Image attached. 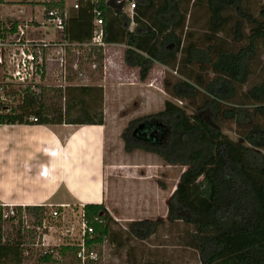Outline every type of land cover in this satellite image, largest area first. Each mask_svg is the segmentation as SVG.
I'll return each mask as SVG.
<instances>
[{
	"label": "trees",
	"instance_id": "obj_1",
	"mask_svg": "<svg viewBox=\"0 0 264 264\" xmlns=\"http://www.w3.org/2000/svg\"><path fill=\"white\" fill-rule=\"evenodd\" d=\"M126 1L135 2L132 13L109 6L107 0H79V8L65 18L66 52L85 51L103 71L104 46L90 43L98 8L104 42L126 45L124 61L139 68L142 81L155 62L169 68L165 92L194 110L189 113L167 99L163 109L130 121L123 130L127 152L141 149L168 165L185 167L167 200L166 219L131 221L128 233L145 238L165 221H183L193 227L184 240L198 251L201 264H264V1ZM44 5L46 13L58 10L64 17L66 0ZM198 7L207 19L197 36L192 10ZM9 25L7 29L0 19V30L18 28L16 22ZM39 87L26 88L22 103L0 114V124H104L103 87ZM51 90L66 100L64 107L47 103ZM75 109L83 118L70 117ZM231 125L238 139L224 132ZM15 209V215L4 219L0 205V264H24L27 259L24 239L5 237L4 221L21 222L24 209L51 211L44 206ZM84 214L93 228L84 236L86 248L115 237L112 223L117 221L104 203L84 205ZM80 249L81 243L62 245L61 261L55 249H48L35 262L81 264Z\"/></svg>",
	"mask_w": 264,
	"mask_h": 264
},
{
	"label": "crops",
	"instance_id": "obj_2",
	"mask_svg": "<svg viewBox=\"0 0 264 264\" xmlns=\"http://www.w3.org/2000/svg\"><path fill=\"white\" fill-rule=\"evenodd\" d=\"M4 1L0 4V19L4 23L16 22L18 26L30 23L37 28L27 31L29 38L59 40L62 43L57 49L64 50L67 42L63 33L38 28L45 17L47 0ZM73 4L72 0L71 3L66 0L68 14L75 12ZM125 49V44H107L101 81L84 84L103 87L104 124H0V205L64 210L72 205L104 203L122 224L155 220L160 214L167 217V200L176 187L169 191L160 186L158 174L154 176L158 164L151 163L146 170L137 168V164H126V158L138 150L131 153L125 150L121 129L117 145H113V136L108 132L107 106L113 100L108 84L113 82L109 80L113 55L118 54L123 70L133 72L136 81L143 83L149 79L140 80L139 68L125 63ZM158 65L165 67L155 62L152 70ZM146 153L151 159L156 155Z\"/></svg>",
	"mask_w": 264,
	"mask_h": 264
},
{
	"label": "rangeland",
	"instance_id": "obj_3",
	"mask_svg": "<svg viewBox=\"0 0 264 264\" xmlns=\"http://www.w3.org/2000/svg\"><path fill=\"white\" fill-rule=\"evenodd\" d=\"M131 3L129 1L125 5L129 13H131L129 10ZM192 17V20H198L193 27L198 36L204 32L207 15L203 8L198 7L192 10ZM52 31L55 33V29H52ZM57 41L60 46L62 42ZM53 49L52 59L47 64V73L36 87V91L41 90L39 86L65 88L68 85H84L101 81L103 71L99 63H93L92 59L86 56L85 51L74 49L69 54L65 48L61 53L58 49ZM123 69L120 57L118 54H114L109 70V80L113 82L108 84V93L109 96L113 97V100L107 106L108 132L113 136V145L118 142L116 138L120 129L123 132L130 121L160 111L164 108L167 99L184 107L189 113L194 112L186 101H180L165 92L163 82L166 72L170 71L166 66H156L151 70L148 81L143 83L135 80L133 72H127ZM48 97H50V100L47 101L49 105L64 107L66 104V100L59 94H55L53 90L49 92ZM21 98L22 94H19L16 99L21 100ZM13 107L16 106L13 105ZM77 110L70 111L71 118H83L82 113ZM224 132L228 133L233 139H238L233 125L224 128ZM116 148H119V146ZM116 148L113 147V150ZM146 155V151L139 149L138 153L132 155L131 158H126V164H137L139 165L137 168L142 170L151 168V166L148 167L151 163L153 165L158 164L157 167L153 166L155 167L154 176L158 174V178H156L161 187L173 191L185 167L168 165L156 155L152 159L151 156ZM82 208L79 205H72L61 210L58 216H52L50 213L45 212L39 213L34 209H24L22 221H4L3 231L7 238L12 239L21 236L24 239L27 248V259L24 264H36V258L48 249H55V256L61 261L64 259L59 253L62 245L82 243L84 240ZM9 209L10 207L5 208L6 211ZM158 219H166V216L163 218L160 214L155 218V220ZM128 224L129 222L122 224L118 221L112 223V227L117 234L115 237L104 239L90 248L87 247V254L93 253L95 256V258L88 259L94 260V264H201L198 251L188 246L184 240L188 231L193 229L191 225L183 221H165L159 225L154 234L141 238L128 233Z\"/></svg>",
	"mask_w": 264,
	"mask_h": 264
},
{
	"label": "built area",
	"instance_id": "obj_4",
	"mask_svg": "<svg viewBox=\"0 0 264 264\" xmlns=\"http://www.w3.org/2000/svg\"><path fill=\"white\" fill-rule=\"evenodd\" d=\"M72 1L74 2L73 8H79V0ZM108 1L109 0H107V2ZM134 8L135 2H132L129 8L131 13ZM124 9H126V7ZM94 13V33L90 43L97 46H105L103 12L96 8ZM67 16V11H65L63 17L58 10H51L45 13L44 20L40 23L38 28L42 27L46 32L55 29L56 32L63 33L65 18ZM32 28L37 27L27 23L24 26H18L15 32L10 30L5 31L4 29L0 30V114L9 113L14 109L13 105L17 107L22 103L24 90L26 88L36 89L47 73V64L52 59L53 48L57 49V46H59L58 42L55 40L48 41L45 39L29 38V32L27 31L32 30ZM7 29H10V25H7ZM35 31H38V29H35ZM66 45H68V43H66ZM62 51L59 52L61 53ZM19 94H22L21 100L16 99ZM31 119L34 120L35 118ZM1 206L4 207V219L15 215V207H10V209L6 211V206ZM50 214L52 216H58L60 213L57 209H51ZM82 218L84 235L88 232L92 233L93 228L88 226L85 219L84 205L82 208ZM78 258L81 259V264H86L88 258H95L93 253L90 255L87 254L84 240L81 243Z\"/></svg>",
	"mask_w": 264,
	"mask_h": 264
},
{
	"label": "water",
	"instance_id": "obj_5",
	"mask_svg": "<svg viewBox=\"0 0 264 264\" xmlns=\"http://www.w3.org/2000/svg\"><path fill=\"white\" fill-rule=\"evenodd\" d=\"M108 5L113 8L124 9L126 5V1L125 0H109Z\"/></svg>",
	"mask_w": 264,
	"mask_h": 264
}]
</instances>
